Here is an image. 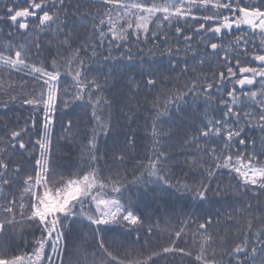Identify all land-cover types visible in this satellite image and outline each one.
Wrapping results in <instances>:
<instances>
[{"label":"snow or ice","instance_id":"6c2138e0","mask_svg":"<svg viewBox=\"0 0 264 264\" xmlns=\"http://www.w3.org/2000/svg\"><path fill=\"white\" fill-rule=\"evenodd\" d=\"M69 7L66 0H5L0 5V23L9 29L0 42V108L5 116L18 107L29 113L23 126L0 121V193H7L0 195V238H5L0 243V264H175L178 254L190 264H264V209L258 204L260 215L256 216L251 204L237 208L241 201L212 199L227 194L215 179L226 174L236 181L231 186L241 196L251 192L249 199H259L264 195V0L77 2L74 14L82 8L96 11L71 21ZM89 16L86 22L92 26L91 35L74 48L78 39L74 29ZM171 28H175V49L169 43ZM45 33L51 34L47 49L50 63L39 42ZM14 34L27 39H13ZM33 36L37 39L32 40ZM142 36L146 43L160 41L166 47L156 45L155 50L134 52L131 38L138 43ZM229 37H234V42L226 44ZM181 38L185 56L193 51L191 44L198 38L209 62L212 57L219 58L218 79L213 74L209 80L205 74L203 80L194 76L185 81L183 88L168 87V79L181 63L170 59L181 55ZM104 47L107 54L99 51ZM52 48L56 55H52ZM116 52H120L119 57ZM157 53L161 59L169 58L167 67L149 63ZM125 57L128 63L122 64ZM101 58L110 70L103 81L92 76L99 72L92 65ZM192 59H196L195 54ZM204 63L201 58L200 64ZM183 64L182 74L188 70V60ZM142 87L156 90L157 98L152 102L155 141L153 150L137 160L129 180L118 170L113 174L111 166L107 172L101 166L109 154L114 164H123L128 143L135 142L128 137L123 146L118 141L108 144L120 127L112 112L117 105L108 94L113 89L123 94ZM216 93L220 94L218 101ZM225 93L228 99L223 98ZM201 96L211 116L209 111L203 118L197 116ZM216 103L222 116L213 110ZM76 108H91L89 131H74L77 124L68 113ZM58 121L62 139L76 144L79 137V160L68 168L58 165L52 156ZM165 122H170L167 137L161 135ZM190 133L194 135L189 139ZM173 137L183 141L182 160L160 147L161 140ZM22 163L30 167L25 169ZM104 163L108 161L104 159ZM147 198L172 208L184 200L194 210L195 214H185L176 222L178 227L167 232V245L147 242L158 234L161 224L164 231L172 226L167 212L165 219L153 225L152 215L140 211ZM215 205L226 207L212 211ZM222 215L227 216L230 227H238L243 239L230 248L217 249L209 229L213 217ZM145 226V244L141 245ZM188 231L194 246L199 237L195 252L176 244ZM84 233L94 241L89 245L90 258L83 247L87 244ZM70 236L74 237L72 247ZM76 241H81L80 246Z\"/></svg>","mask_w":264,"mask_h":264},{"label":"trees","instance_id":"16d2710c","mask_svg":"<svg viewBox=\"0 0 264 264\" xmlns=\"http://www.w3.org/2000/svg\"><path fill=\"white\" fill-rule=\"evenodd\" d=\"M5 2V0H0V5H2ZM77 2L80 4H91L96 2V0H66V4L70 5L69 11H68V17L69 21L76 19L77 17L84 16L85 13L91 11L92 13H95V8H82L80 12L74 14V10L76 8ZM88 19H91V17H86L85 22L82 24H79L74 29V32L78 35V39H75V42L73 44V47L75 48L78 45H82L84 40H87L91 35V24H88L86 21ZM97 21L99 20V17H96ZM69 27H71V23L69 24ZM0 28L3 29L2 32H0V42H4L5 37H7L9 29L7 27H4L3 23H0ZM85 29H88L87 31ZM67 32L68 29H65ZM169 35V43L172 45L173 49H175L176 45V36H175V28H171L168 30ZM50 33L41 34L39 37V42L43 45L42 49V55L47 57L48 62H51V57L48 55V46H49V40H50ZM13 39L18 40H26V36H15V34L12 37ZM37 37L33 36L32 40H36ZM63 39V37H61ZM149 40H151V36H149ZM229 40H232L234 42V37H229L225 39V43L227 44ZM257 44H259V40L256 41ZM105 45H107V41H105ZM156 45H158L160 48L166 47L165 44H163L160 41H156ZM156 45L148 42H144L143 36L141 37L140 42H136L135 38H131V46L133 48V51H139L140 48H143L146 52L148 49H154ZM181 45V55L179 57H171L170 59L175 62L177 59L181 61L180 65L177 67V70L175 73L172 74V76L168 79L167 85L169 88L175 89L177 86L180 88L184 87L185 81H191L192 77L199 76L201 80L204 79L205 74L211 80L213 74H215L216 78H219V58L218 57H212L211 61H208V58L206 56V52L204 50L205 46L199 44V39L196 38L193 40L191 47L193 49L192 52H188L185 56L184 53V42L181 38L180 40ZM115 51V49H113ZM99 51L103 52L104 54H107V47H104L100 49ZM120 51H124V49H120ZM207 51H211L208 49ZM52 55L57 54V50L55 48L51 49ZM193 54H195L196 59L193 60ZM91 55V53H89ZM120 52H116V56L119 57ZM220 55H223V51L221 50ZM204 58L205 63L203 65L200 64V59ZM168 57H164L161 59L159 57V54L157 53L156 56L151 58L149 60V63H159L162 64L164 67L168 66ZM188 60V70L186 73L182 74L184 64L183 61ZM122 64H127V58H123L120 61ZM138 62V60L136 61ZM111 63V61H109ZM101 64H104V67L101 68ZM94 69H99V72H93L92 76H99L101 81L104 79V74L109 73V68L107 67V64L104 63V61L101 60L95 64L92 65ZM195 69V71H193ZM226 72V69H224ZM147 77H145L146 82ZM17 83L19 81L17 80ZM231 87V85H229ZM215 92V89H213ZM112 100V102L117 105L114 109H112V112L115 114V118L119 121L120 127L113 132L111 138L108 139V144L111 145L114 141L120 142V144L123 146L127 142L128 137H132L134 139V143H128V151L125 155V160L123 164L119 163H113V157L111 154H109L106 158H103L101 160V166L105 168V171L107 172V169L109 166L112 168L113 174L116 173L118 170L121 175H127V178L129 180L132 179V173L134 166L137 163L138 159H142L147 153H150L153 150L154 147V141L155 137L152 135V121L154 119V109H153V100H155L156 97V90L149 91L147 88H140L139 91L133 90V92H128L127 90H124L123 94H120L117 92L116 89H113L111 93L108 94ZM224 99H228L226 93L224 94ZM205 98L201 96L198 101L199 111L197 113V116L200 118H203V113L205 111H209V116H211L212 111L205 108V105L203 104V100ZM220 99V94L216 93V100L218 101ZM86 102V101H85ZM162 103V101H161ZM220 106L218 103L214 105L215 114L216 116H222L223 112L219 110ZM174 111V108H173ZM85 113L87 114V118H85ZM29 113L24 111L22 107L14 108L13 111L7 112L6 116L4 114V110L0 108V121H11L13 124H16L17 122L19 125L23 126L25 120L28 119ZM68 116L73 118L76 121L77 127L74 129V131L79 130L82 132H86L90 130L91 125L88 123V120L91 118V108H88L86 110H82L80 108H76L75 112H69ZM105 116H107V112L105 113ZM79 117L78 120L76 118ZM65 122L67 120V117L64 118ZM163 119V118H162ZM159 123V121H157ZM169 124L170 122H165L161 125L163 132L161 133L162 136L167 137L169 132ZM62 129L59 127V121L57 122L56 127V136L54 138V147L52 156L54 161L58 163V165L68 168L73 165H75L80 157V153L78 151V145H79V137L77 138L76 144H70L67 140H64L61 138ZM191 135H194V133L189 134V139L191 138ZM259 132L256 131L255 136L257 139H259ZM63 145V147H56L55 145ZM183 144V141H177L175 137L171 140L163 139L160 142V147L164 148L169 155L176 156L179 159H183L184 149L181 147ZM210 147V146H209ZM105 150L104 145V137H101V153H103ZM156 150H159L158 148ZM27 153H25V157H27ZM17 160L20 158L17 157ZM104 159L108 161L107 164L104 163ZM147 161H145L146 163ZM22 167L25 169H28L30 166L22 163ZM173 167H176L175 164L172 165ZM180 176H183V173H178ZM234 175V174H233ZM216 181L220 182V187L222 189H227V194L223 197H215L213 196L212 199H227L230 203L234 201H241L240 204H236L237 208H240L242 205L251 204L253 206V215H260L259 211H256V206L259 204L261 209H264V195H259V199H249L253 195V193L249 192L247 196H241L239 192L236 191L234 187L231 185H234L236 183L235 180H231L230 177L226 174L224 176H217ZM213 187H216V184L213 183ZM14 192L17 190L14 188ZM0 195H7V193H0ZM133 197L136 196L135 190L131 193ZM140 211L144 212L146 215H152V223L153 225H156L158 220L165 219V212H167V218L171 220L172 226L167 230L164 231V225L161 224L160 228L158 230V234L151 237L147 242L150 245L156 246H164L169 243V237L167 232L172 231L173 228L178 227V224L176 223L180 219H183L185 217V214H195L194 210L187 204L186 201L180 200L177 201L175 204V207H169L167 205L163 204H157L152 202L150 198L144 199V203L140 206ZM220 207H226L225 205H215L211 209L212 211H215L216 208ZM230 211V209H228ZM156 213V214H153ZM217 219L219 220V223H217ZM190 222V221H189ZM241 225L246 224L245 221L240 222ZM209 232L214 236V244L219 249L221 246L224 248H230L233 244L239 242L243 239V236H240L238 234V227L233 224V226H229V222L227 220L226 215H222L219 218L213 217V225L209 229ZM147 233V226H145L143 233L141 235L140 244H145V236ZM11 235V233H9ZM87 239V244H84L83 247L88 249V258L91 257V251L92 249L89 247V245H92L94 241H92L91 237L84 233L82 234ZM135 237V233L133 234V238ZM5 238H0V243L4 242ZM31 239V237H29ZM111 239V238H109ZM173 239H175V236L173 234ZM74 237L70 236L68 239L69 247H72L73 245ZM222 240H226V243L223 245L221 244ZM120 243L119 238H117V244ZM198 243H199V237L196 238V244L194 246L193 236L191 231L187 232V235L184 236L181 239L176 240V244L179 247L191 249L193 252L198 250ZM81 241H76V245L80 246ZM115 247V245L113 246ZM138 247V246H137ZM125 252V249H120V255L123 256ZM219 259V257H218ZM226 259V257H225ZM160 264H164V261H161ZM175 264H190V261L188 258L181 259L179 257V254L177 255V259L175 260Z\"/></svg>","mask_w":264,"mask_h":264}]
</instances>
